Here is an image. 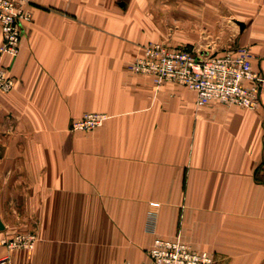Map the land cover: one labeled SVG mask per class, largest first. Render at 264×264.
Returning <instances> with one entry per match:
<instances>
[{"label": "crops", "instance_id": "crops-1", "mask_svg": "<svg viewBox=\"0 0 264 264\" xmlns=\"http://www.w3.org/2000/svg\"><path fill=\"white\" fill-rule=\"evenodd\" d=\"M28 9L19 55L0 60L16 80L0 93V261L143 264L156 238L181 237L214 264H264V86L257 110L199 107L193 90L129 69L145 45L164 42L206 54L249 48L264 76V0ZM90 113L108 119L71 131ZM27 206L38 242L9 250L10 213Z\"/></svg>", "mask_w": 264, "mask_h": 264}, {"label": "built area", "instance_id": "built-area-1", "mask_svg": "<svg viewBox=\"0 0 264 264\" xmlns=\"http://www.w3.org/2000/svg\"><path fill=\"white\" fill-rule=\"evenodd\" d=\"M30 3L31 0H0L1 61L7 56L15 59L19 55L23 24L31 18ZM253 60L254 55L247 48L206 54L194 49L171 48L162 42H150L129 69L135 74L151 75L157 87L174 82L193 90L199 107L219 102L257 110L261 106L264 76L254 71ZM15 85L11 70L1 62L0 93L11 92ZM107 119L108 116L103 114H86L74 120L71 129L75 132L94 131ZM36 240L35 234H27L10 241L2 240L1 244L9 250H32ZM143 264H214V257L210 252L193 250L181 237L156 238L148 251V261Z\"/></svg>", "mask_w": 264, "mask_h": 264}, {"label": "rangeland", "instance_id": "rangeland-1", "mask_svg": "<svg viewBox=\"0 0 264 264\" xmlns=\"http://www.w3.org/2000/svg\"><path fill=\"white\" fill-rule=\"evenodd\" d=\"M162 43H164V42H162ZM242 48H246V47H242ZM247 49H249V48H247ZM72 123H71V125H72ZM71 125H70V129H71ZM71 131H73V130L71 129ZM73 132H75V131H73ZM28 198H30V197L24 196V197H21L20 200H23L22 202H27ZM32 214L33 213L30 210V206H27V208L23 209L22 212L10 213V215H11V226H10L9 234L11 236L9 239H7V241L16 239V237H18L19 235L35 234L37 237V240H36V244H37L39 236H38L36 229L31 226L34 223L33 219H32L33 218ZM34 226H35V224H34ZM3 240H5V239H3ZM17 249H24V250L30 251V249H25V248H17ZM17 249H14V250H17Z\"/></svg>", "mask_w": 264, "mask_h": 264}, {"label": "water", "instance_id": "water-1", "mask_svg": "<svg viewBox=\"0 0 264 264\" xmlns=\"http://www.w3.org/2000/svg\"><path fill=\"white\" fill-rule=\"evenodd\" d=\"M0 229H1V230H4V226H3V224H2L1 221H0Z\"/></svg>", "mask_w": 264, "mask_h": 264}]
</instances>
